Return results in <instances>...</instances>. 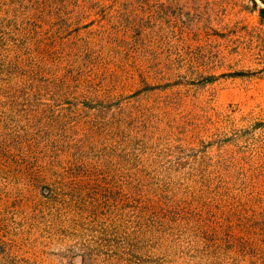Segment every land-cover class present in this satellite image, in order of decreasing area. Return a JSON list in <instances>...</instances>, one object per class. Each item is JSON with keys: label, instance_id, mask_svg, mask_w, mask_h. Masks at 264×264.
<instances>
[{"label": "rangeland", "instance_id": "1", "mask_svg": "<svg viewBox=\"0 0 264 264\" xmlns=\"http://www.w3.org/2000/svg\"><path fill=\"white\" fill-rule=\"evenodd\" d=\"M261 8L0 0V264H233L189 232L135 245L130 195L135 172H185L238 130L264 157ZM263 188L245 192L248 264Z\"/></svg>", "mask_w": 264, "mask_h": 264}, {"label": "trees", "instance_id": "2", "mask_svg": "<svg viewBox=\"0 0 264 264\" xmlns=\"http://www.w3.org/2000/svg\"><path fill=\"white\" fill-rule=\"evenodd\" d=\"M258 1L264 6V0ZM260 12L264 16L263 8ZM121 103L118 100L113 106ZM239 138L238 130L226 145H220L219 153L202 151L185 172H135L130 195L135 245L145 236L155 239L162 229L177 235L189 232L187 244L201 242L206 257L216 259L229 252L233 264L254 262L244 258L250 249L254 258L258 239L254 227L245 222L243 207L247 190H253L250 198L254 199L256 186L264 187L258 177L264 178V157ZM261 234L264 237V228Z\"/></svg>", "mask_w": 264, "mask_h": 264}]
</instances>
